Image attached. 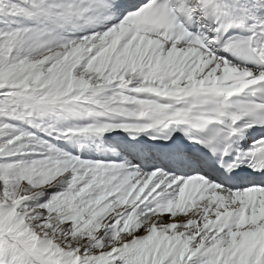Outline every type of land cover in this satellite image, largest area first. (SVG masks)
Listing matches in <instances>:
<instances>
[{"label": "snow or ice", "instance_id": "6c2138e0", "mask_svg": "<svg viewBox=\"0 0 264 264\" xmlns=\"http://www.w3.org/2000/svg\"><path fill=\"white\" fill-rule=\"evenodd\" d=\"M0 264H264V0H0Z\"/></svg>", "mask_w": 264, "mask_h": 264}]
</instances>
